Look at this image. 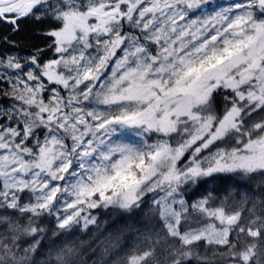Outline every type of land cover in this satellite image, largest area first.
<instances>
[{
    "label": "snow or ice",
    "instance_id": "1",
    "mask_svg": "<svg viewBox=\"0 0 264 264\" xmlns=\"http://www.w3.org/2000/svg\"><path fill=\"white\" fill-rule=\"evenodd\" d=\"M0 24V264H264V0H0Z\"/></svg>",
    "mask_w": 264,
    "mask_h": 264
},
{
    "label": "trees",
    "instance_id": "2",
    "mask_svg": "<svg viewBox=\"0 0 264 264\" xmlns=\"http://www.w3.org/2000/svg\"><path fill=\"white\" fill-rule=\"evenodd\" d=\"M20 27H21V30L17 34L25 33V34H27L26 36L30 35V36H28L29 39H28V42H27V43H30V44H26V43H23V42H20V41H16V40H13V39L12 40L15 41L18 44V46H21V48L25 49L24 51H27V52L28 51H32L35 46H41V44H43V42L40 41L41 36L34 35V33H33L34 31L36 32V30L37 31L40 30V26L39 25L32 24V23H26V24L23 23V24L20 25ZM228 175L229 174H223L221 179H218L215 182H210L209 185H207V187L209 189H212V188L217 189V192L215 193V195L217 197H219L220 200H222L227 206L235 207L236 209L242 210L241 209V205L239 204L240 196L235 194L238 191H240V192L243 191V189L242 188H238V186L236 184V181L240 180L241 178L237 177V176H232V178L229 179V178H226ZM254 181L255 180L247 181L246 183L251 185V184L254 183ZM200 191L203 192V189H201ZM198 197H199V193L197 195L191 197L189 203L195 201ZM218 204H219V201H218ZM105 211L106 210H104V209H101L99 211L93 210L92 214L100 217V220L102 221V220L107 218L104 215ZM150 211H151L150 209H148V210H147V208L145 209V213H150ZM196 218H197V214L193 213L191 219L195 220ZM49 219H52V218H49ZM154 221H155V218L152 220V225H153ZM48 224H50L49 226L52 227L53 229L55 228L54 222L53 223H49L47 220H45L42 223L41 226L48 228ZM193 226H195V224ZM95 232H96L95 228H91L88 233H82L79 228H75V229H73L72 237H69V239L76 238V237H78L79 239H88L89 235H91L92 233H95ZM142 238H143V236H141V237H139L137 239H134V240H130L128 242V244L130 246H127L125 249L120 251L118 253V256L116 254H110L108 257H106V259L115 260L118 257L119 258H124L126 256H130L132 254L131 250L133 248H137V244L141 243ZM262 239H264V238H262ZM254 241H255V243L259 242V241L257 242V240H255V239H254ZM250 243H253V239L250 240ZM105 247H106L105 244H101L97 248L96 257H90L89 258V264H91V260L92 259H98L99 258L102 250Z\"/></svg>",
    "mask_w": 264,
    "mask_h": 264
},
{
    "label": "rangeland",
    "instance_id": "3",
    "mask_svg": "<svg viewBox=\"0 0 264 264\" xmlns=\"http://www.w3.org/2000/svg\"><path fill=\"white\" fill-rule=\"evenodd\" d=\"M221 2L222 3H226L227 2V0H221ZM38 32L39 31H37L36 30V32L34 31L33 33H34V35H37V36H39L38 35ZM27 34H25V33H22V34H16L15 36H12V39L13 40H16V41H20V42H23V43H26V44H30V43H27L28 42V36H30V35H28V36H26ZM33 35V34H32ZM33 37V36H32ZM40 41H42L43 42V38L41 37V39H40ZM42 45V44H41ZM20 50V49H19ZM30 51H25V53H21L20 52V54L21 55H27L28 53H29ZM257 117H258V115H257ZM257 117H255V118H257ZM256 179H258V178H254V180H256ZM147 200H148V202L149 203H151V200H152V197H151V195H149L148 197H147ZM223 204H224V206H225V208H226V210H232V209H235V210H238L239 211V209H236L235 207H230V206H227L224 202H223ZM147 210H148V208H147ZM157 220V221H156ZM156 222V223H155ZM50 224H48V228H52V227H50L49 226ZM164 228V224H163V222H162V218H159V217H156L155 218V221H154V223H153V230L155 231V232H160L161 233V237H162V229ZM53 229V228H52ZM258 242V241H257ZM253 243H255V241H254V239H253ZM161 246V244H160V237H156V236H154V235H150V236H148V237H143L142 238V241H141V243H138L137 244V248H139L140 250H141V252H143V251H149L152 247H160Z\"/></svg>",
    "mask_w": 264,
    "mask_h": 264
},
{
    "label": "flooded vegetation",
    "instance_id": "4",
    "mask_svg": "<svg viewBox=\"0 0 264 264\" xmlns=\"http://www.w3.org/2000/svg\"><path fill=\"white\" fill-rule=\"evenodd\" d=\"M26 24V23H32L35 24L34 22L30 21V20H26V21H22L21 24ZM0 35H11V29L9 28V26L5 25V24H0ZM19 47V51L21 53H25V49L21 48V46ZM3 50V46H0V51Z\"/></svg>",
    "mask_w": 264,
    "mask_h": 264
},
{
    "label": "bare ground",
    "instance_id": "5",
    "mask_svg": "<svg viewBox=\"0 0 264 264\" xmlns=\"http://www.w3.org/2000/svg\"><path fill=\"white\" fill-rule=\"evenodd\" d=\"M128 246H130V245L128 244Z\"/></svg>",
    "mask_w": 264,
    "mask_h": 264
}]
</instances>
